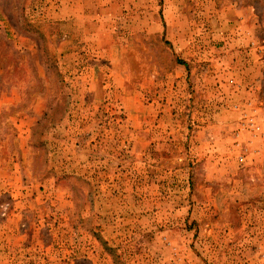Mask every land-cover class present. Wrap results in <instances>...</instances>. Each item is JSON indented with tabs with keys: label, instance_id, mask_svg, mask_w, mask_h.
<instances>
[{
	"label": "rangeland",
	"instance_id": "374dc122",
	"mask_svg": "<svg viewBox=\"0 0 264 264\" xmlns=\"http://www.w3.org/2000/svg\"><path fill=\"white\" fill-rule=\"evenodd\" d=\"M0 264H264V0H0Z\"/></svg>",
	"mask_w": 264,
	"mask_h": 264
}]
</instances>
